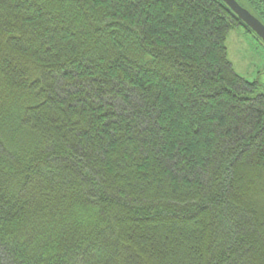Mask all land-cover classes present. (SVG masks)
<instances>
[{"label": "trees", "instance_id": "1", "mask_svg": "<svg viewBox=\"0 0 264 264\" xmlns=\"http://www.w3.org/2000/svg\"><path fill=\"white\" fill-rule=\"evenodd\" d=\"M239 25L221 0H0V264H264Z\"/></svg>", "mask_w": 264, "mask_h": 264}, {"label": "rangeland", "instance_id": "2", "mask_svg": "<svg viewBox=\"0 0 264 264\" xmlns=\"http://www.w3.org/2000/svg\"><path fill=\"white\" fill-rule=\"evenodd\" d=\"M225 44L233 70L246 81L257 85L251 96L264 94V43L239 25L228 31Z\"/></svg>", "mask_w": 264, "mask_h": 264}, {"label": "water", "instance_id": "3", "mask_svg": "<svg viewBox=\"0 0 264 264\" xmlns=\"http://www.w3.org/2000/svg\"><path fill=\"white\" fill-rule=\"evenodd\" d=\"M229 10L244 24L255 36L264 43V23L253 13L239 3L238 0H221ZM264 5V0H259Z\"/></svg>", "mask_w": 264, "mask_h": 264}]
</instances>
